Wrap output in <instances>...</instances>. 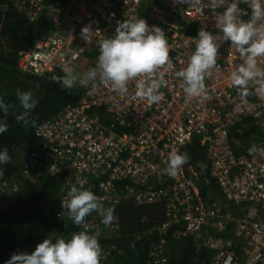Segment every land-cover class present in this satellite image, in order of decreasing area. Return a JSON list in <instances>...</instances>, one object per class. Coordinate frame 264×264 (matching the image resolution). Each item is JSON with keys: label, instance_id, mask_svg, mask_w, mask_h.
Returning a JSON list of instances; mask_svg holds the SVG:
<instances>
[{"label": "built area", "instance_id": "obj_1", "mask_svg": "<svg viewBox=\"0 0 264 264\" xmlns=\"http://www.w3.org/2000/svg\"><path fill=\"white\" fill-rule=\"evenodd\" d=\"M8 1L28 22L44 16L50 24L49 32L18 54L17 69L40 77L71 68L85 83H77L84 93L74 105L35 128L36 141L23 148L19 173L0 181V191H17L19 179L34 183L40 175L61 176L55 214L67 222L71 220L62 201L73 185L92 191L105 208L116 209L124 201L135 207L162 203L165 218L156 230L164 235L177 225L174 241L191 238L196 251L209 253V264H264V95L255 93L254 82L247 97L231 84L230 75L243 59L230 42L222 43L218 67L205 79L201 96H186L175 75L187 66L195 51L192 40L201 29L220 34L216 19L223 9L209 6L202 13L196 0ZM249 16L250 9L241 4L238 17L247 21ZM131 19H145L167 35L171 63L160 69L166 86L158 104L140 99L134 81L121 96L86 80L96 67L99 42L112 37L119 22ZM86 26L93 32L88 40L81 35ZM258 66L264 69V59ZM246 120L259 129V136L246 135L244 145V133L236 135L234 129L242 130ZM193 140L204 151L218 196H200L198 175L187 163L175 177L163 174L169 153L184 154ZM114 216L108 227L95 212L85 225L73 224L77 233L86 230L104 238L119 231ZM165 245L162 238L155 264L164 262ZM101 248V261L113 251L120 253L115 245Z\"/></svg>", "mask_w": 264, "mask_h": 264}, {"label": "trees", "instance_id": "obj_2", "mask_svg": "<svg viewBox=\"0 0 264 264\" xmlns=\"http://www.w3.org/2000/svg\"><path fill=\"white\" fill-rule=\"evenodd\" d=\"M49 30L50 24L44 16L34 23L28 22L11 7L8 0H0V99L10 105L6 117L0 111V121L6 120L8 125V130L0 134V150L7 148L12 158L10 163L0 165L3 170L0 181L9 180L19 173L21 149L36 141L35 128L66 106L74 105L84 93L78 85L69 91L54 82L51 79L53 75L64 76L65 73L60 70L35 77L17 69L18 54L28 50L36 39ZM190 33L194 34V31L191 30ZM17 89L32 92L38 101L30 114V118L35 120V126L31 123L24 125L17 120L24 112L16 97ZM101 121L105 125L109 123L106 118ZM240 126L242 130L238 126L234 129V134L244 133L240 135L244 145L247 143V130L253 133V136L248 137L259 136V129L248 120ZM231 136L233 138V132ZM184 154L189 157L187 164L198 175L201 197L205 200L212 195L218 196L217 187L208 176L207 162L200 145L193 140ZM61 181V176L40 175L34 183L19 179L17 191H10L6 195V192L0 191V195H4L0 207V264H6L13 254H31L46 238L53 242L58 238L67 241L77 233L73 222L63 221L55 214ZM114 214L119 221V231L98 239L100 246L115 245L120 253L113 251L100 264H155L158 257L154 253L162 238L167 243V254L161 264H209V253L196 251L195 244L189 237L182 239L178 244L180 247L173 244L171 246L177 225H171L164 235L156 230L165 218L162 203L135 207L131 202L124 201L115 209Z\"/></svg>", "mask_w": 264, "mask_h": 264}, {"label": "clouds", "instance_id": "obj_3", "mask_svg": "<svg viewBox=\"0 0 264 264\" xmlns=\"http://www.w3.org/2000/svg\"><path fill=\"white\" fill-rule=\"evenodd\" d=\"M126 2V0H125ZM198 10L209 6L222 8L217 15L216 28L219 35H214L204 29L198 32V38L193 39L195 51L187 61V66L176 72V77L182 80L183 92L186 96L199 97L205 90V79L212 75L218 67L217 57L223 42H230L243 63L230 75L231 84L238 93L247 97L249 86L255 83V93L264 95V69L258 66V61L264 59V0H196ZM245 4L250 9L247 21L238 17L240 5ZM93 34L90 26L81 29V35L88 40ZM99 55L96 67L89 70L86 80L103 84L111 91L123 96L128 93L130 82L136 83V95L146 100L149 105L158 104L164 98L160 89L166 86L160 69L171 63L167 35L159 27L147 24L145 19H131L119 22L115 34L104 38L98 44ZM51 79L61 84L62 88L72 90L77 83L84 84L71 68L64 76L53 75ZM17 100L24 112L17 117L24 125L35 120L30 118L32 110L38 101L32 92L16 91ZM10 105L0 99V111L7 116ZM8 130L5 121H0V134ZM250 153L255 149H250ZM7 148L0 150V165L11 162ZM189 160L187 154H178L173 150L169 153L163 174L175 177L182 166ZM0 176L3 170L0 169ZM201 196V194H200ZM62 207L68 210L69 219L76 225H85L86 217L97 213L101 223L108 227L115 219L114 208H105L100 197L90 190H83L73 185L62 201ZM99 233L88 234L86 230L74 233L69 240L58 238L55 242L46 238L39 243L31 254H13L6 264H100L102 248L98 241Z\"/></svg>", "mask_w": 264, "mask_h": 264}, {"label": "rangeland", "instance_id": "obj_4", "mask_svg": "<svg viewBox=\"0 0 264 264\" xmlns=\"http://www.w3.org/2000/svg\"><path fill=\"white\" fill-rule=\"evenodd\" d=\"M246 134H247L248 136H253V133L249 132L248 130L246 131ZM21 155H22V158H23V149H21ZM7 193H8V192L4 193V195H6ZM4 195H0V207H2L1 200H2V197H3ZM101 227H102V226H101ZM101 239H103V238H101ZM98 241H99V239H98ZM176 245H178V244L176 243ZM171 246H172V243H171ZM178 246H179V245H178Z\"/></svg>", "mask_w": 264, "mask_h": 264}, {"label": "crops", "instance_id": "obj_5", "mask_svg": "<svg viewBox=\"0 0 264 264\" xmlns=\"http://www.w3.org/2000/svg\"><path fill=\"white\" fill-rule=\"evenodd\" d=\"M176 243L179 244V243H181V241H174L172 244H173L174 246H177ZM178 247H180V246H178Z\"/></svg>", "mask_w": 264, "mask_h": 264}]
</instances>
